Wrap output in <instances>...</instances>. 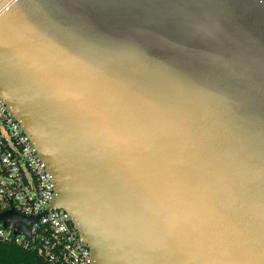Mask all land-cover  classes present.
<instances>
[{
    "label": "water",
    "instance_id": "1",
    "mask_svg": "<svg viewBox=\"0 0 264 264\" xmlns=\"http://www.w3.org/2000/svg\"><path fill=\"white\" fill-rule=\"evenodd\" d=\"M0 96L93 264H264L261 0H0Z\"/></svg>",
    "mask_w": 264,
    "mask_h": 264
},
{
    "label": "built area",
    "instance_id": "2",
    "mask_svg": "<svg viewBox=\"0 0 264 264\" xmlns=\"http://www.w3.org/2000/svg\"><path fill=\"white\" fill-rule=\"evenodd\" d=\"M264 4V0H261ZM0 214L13 210L29 235L0 221V241L33 250L45 264H93L92 252L64 209L51 208L55 183L31 137L0 96ZM22 228L27 224L20 223Z\"/></svg>",
    "mask_w": 264,
    "mask_h": 264
},
{
    "label": "trees",
    "instance_id": "3",
    "mask_svg": "<svg viewBox=\"0 0 264 264\" xmlns=\"http://www.w3.org/2000/svg\"><path fill=\"white\" fill-rule=\"evenodd\" d=\"M0 264H45L35 251L0 241Z\"/></svg>",
    "mask_w": 264,
    "mask_h": 264
},
{
    "label": "rangeland",
    "instance_id": "4",
    "mask_svg": "<svg viewBox=\"0 0 264 264\" xmlns=\"http://www.w3.org/2000/svg\"><path fill=\"white\" fill-rule=\"evenodd\" d=\"M0 181L4 182V179L0 178Z\"/></svg>",
    "mask_w": 264,
    "mask_h": 264
}]
</instances>
